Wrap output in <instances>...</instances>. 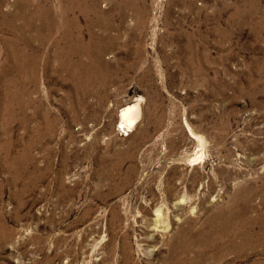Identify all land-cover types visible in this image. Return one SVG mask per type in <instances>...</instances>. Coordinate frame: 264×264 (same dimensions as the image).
Masks as SVG:
<instances>
[{
  "label": "rangeland",
  "instance_id": "rangeland-1",
  "mask_svg": "<svg viewBox=\"0 0 264 264\" xmlns=\"http://www.w3.org/2000/svg\"><path fill=\"white\" fill-rule=\"evenodd\" d=\"M0 264H264V0H0Z\"/></svg>",
  "mask_w": 264,
  "mask_h": 264
},
{
  "label": "bare ground",
  "instance_id": "bare-ground-1",
  "mask_svg": "<svg viewBox=\"0 0 264 264\" xmlns=\"http://www.w3.org/2000/svg\"><path fill=\"white\" fill-rule=\"evenodd\" d=\"M77 51H78V49L76 48L75 50L72 51L71 54H75V53H77ZM102 52L103 51H96L94 53H91V55L95 54L97 56H100V54ZM79 55H77V56H79ZM20 58H21V56H19V58H18V62H19L18 65L24 66L25 63H24L23 60H20ZM71 60L69 58H67V57L63 60L64 61L63 62L64 68H66L70 74H75V75L77 74L78 75V73H82L84 71L83 70L84 66L82 65V63L81 62L74 63ZM96 61H98V60H96ZM101 67H102V65L99 62V63L96 64V66L94 65L93 68L96 69V68H101ZM88 69H90V68H88ZM137 105H138V100L135 103H133V104H130V105L126 106V107H123V109L121 110V112L119 114V119H120L119 121H120V124H121V126L123 128H125V127L129 128V127H132L134 125V121H135L134 119H135V115H136V112H137L136 108H138ZM240 236H242V234L238 232L237 233V237H240ZM217 239L219 240L220 238H217Z\"/></svg>",
  "mask_w": 264,
  "mask_h": 264
}]
</instances>
